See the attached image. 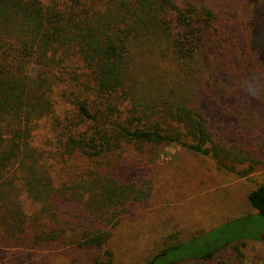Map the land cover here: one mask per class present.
<instances>
[{
  "label": "trees",
  "instance_id": "obj_1",
  "mask_svg": "<svg viewBox=\"0 0 264 264\" xmlns=\"http://www.w3.org/2000/svg\"><path fill=\"white\" fill-rule=\"evenodd\" d=\"M219 1L0 0L5 237L74 244L92 250L93 264H111L110 227L151 193L141 160L130 176L133 153L176 145L239 177L254 170L249 146L223 136L226 125L249 119L248 85L258 84V94L264 84V0H239L245 19L230 18ZM22 193L37 211L24 210ZM64 198L80 203L96 226L67 233L54 210ZM246 201L264 217V183ZM236 241L188 259L210 262ZM181 245L167 244L145 264L164 263Z\"/></svg>",
  "mask_w": 264,
  "mask_h": 264
},
{
  "label": "rangeland",
  "instance_id": "obj_2",
  "mask_svg": "<svg viewBox=\"0 0 264 264\" xmlns=\"http://www.w3.org/2000/svg\"><path fill=\"white\" fill-rule=\"evenodd\" d=\"M238 1L219 3L222 7L229 5L230 18L245 19V14L236 10ZM260 1L254 0L256 5ZM258 88L253 82L248 85L254 103L247 107L249 119L241 117V123L235 120L232 128L226 125L223 136L228 144L234 142L252 150L258 162L249 175L239 177L218 170L210 157L176 145L128 157V164L133 166L131 177L138 172L133 161L141 160L143 171L138 173L150 181L151 193L146 200L132 203L110 227L107 248L113 253L111 264H145L154 252L170 243L182 245L160 264H264V217L246 201L248 191L264 183V111L258 106V101L263 100L264 84L257 94ZM235 116L237 119L238 113ZM46 131L39 129L42 138ZM244 166L236 164L235 168L242 170ZM20 199L28 214L38 210L39 205L23 193ZM54 204L57 218L65 220L59 224L68 229L67 233H72L71 228L82 233L84 226H96L80 203L64 198ZM228 240L239 241L222 249L210 262L188 259ZM104 249L99 252L101 258ZM91 252L59 241L34 244L28 235L11 239L0 231V264H93Z\"/></svg>",
  "mask_w": 264,
  "mask_h": 264
}]
</instances>
